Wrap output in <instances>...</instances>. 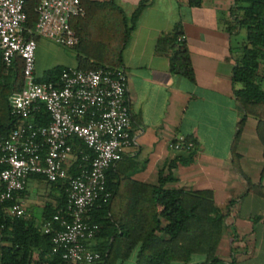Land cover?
Instances as JSON below:
<instances>
[{
	"label": "trees",
	"instance_id": "obj_1",
	"mask_svg": "<svg viewBox=\"0 0 264 264\" xmlns=\"http://www.w3.org/2000/svg\"><path fill=\"white\" fill-rule=\"evenodd\" d=\"M79 3L82 13L69 20L77 40L72 47L76 62L73 69L84 71L121 67L123 46L144 8L145 0L140 1L129 15L114 0H79ZM185 4L198 8L201 0H185ZM22 7L24 28L31 30L37 18L38 0H22ZM228 18L231 29H243L245 32L239 55L234 58L231 68L232 86L240 85L239 89H233L234 100L245 115L257 119L256 136L262 146L264 160V0H232ZM181 37L178 29L159 37L156 50L161 51L165 47L169 71L193 82L188 49L183 39L179 40ZM25 38L37 39L28 33H25ZM66 69L52 67L37 77V81L55 83ZM21 87V62L16 60L6 67L0 60V142L16 123L9 113L7 97ZM31 122L46 126L49 117L39 108ZM242 126L243 119L236 124L230 155L232 168L245 181L246 189L236 200L223 205L215 203L209 190L188 192L165 188V184L172 179L169 175L163 177L161 172L157 185L152 186L135 182L122 175L117 168L110 167L105 173V190L109 196L98 201L89 212L88 220L97 229L93 238L98 241L92 247L89 241L88 248L102 255L100 264H120L132 254L135 255L134 264H189V256L193 254L203 257V261L196 264H219L223 261L216 255V250L224 236L230 253L228 264H233L238 253L234 247L238 238L228 217L233 218L237 214L235 206L243 195L253 194L264 199V186L261 183L253 185L239 167L235 147ZM185 140L191 142L192 147L186 150L188 157L181 160L183 164L191 162L195 147L190 138ZM72 154L75 160L69 167L68 175L75 177L78 166L88 167L91 153L83 143L75 140ZM83 157L87 160H81ZM175 166V162L171 163L169 169ZM30 177L44 180L59 191V196L54 205L45 206L39 226L25 216L11 217L5 208L0 207V264H66L61 260V251L52 252L51 235L43 233L42 224L57 211L64 210L67 181L48 182L39 175ZM12 203L6 202L4 206ZM263 218L254 216L251 221Z\"/></svg>",
	"mask_w": 264,
	"mask_h": 264
},
{
	"label": "crops",
	"instance_id": "obj_2",
	"mask_svg": "<svg viewBox=\"0 0 264 264\" xmlns=\"http://www.w3.org/2000/svg\"><path fill=\"white\" fill-rule=\"evenodd\" d=\"M140 1L114 0L126 15ZM231 3L232 0H201L198 8H190L185 0H145L121 52L132 139L121 161L114 166L122 175L155 186L161 172L163 177L169 175L172 179L165 188L188 192L209 190L218 205L236 200L245 192L246 183L232 168L230 145L236 124L243 119L235 147L239 167L253 185L264 186L257 119L245 115L235 102L233 89H239L240 85L232 86L230 81L233 61L240 49L234 45L240 30L231 29L228 18ZM175 29L181 32L187 46L193 82L169 71L165 47L156 50L157 39ZM41 69L44 73L50 68ZM178 136L190 138L195 144L190 163L181 162L188 157L186 150L169 148V143ZM174 162L176 166L169 169ZM26 185L36 193L35 201L31 200ZM58 196L59 191L44 180L30 177L18 202L25 218L39 226L45 206L54 205ZM235 208L237 214L228 217L238 238L233 264H264L261 255L264 246L257 243V237L264 235V218L251 221L254 216H264V199L245 194ZM223 239L229 253L226 236ZM97 243L93 238L89 246ZM131 256L134 264L135 255ZM229 259L230 256L221 258L223 262L219 264H228Z\"/></svg>",
	"mask_w": 264,
	"mask_h": 264
},
{
	"label": "built area",
	"instance_id": "obj_3",
	"mask_svg": "<svg viewBox=\"0 0 264 264\" xmlns=\"http://www.w3.org/2000/svg\"><path fill=\"white\" fill-rule=\"evenodd\" d=\"M81 13L79 0H38L37 18L28 30L22 0H0V60L6 67L19 60L22 74L21 89L7 97L16 123L0 142V207L11 217L25 216L18 198L30 175L48 182L67 181L64 210L44 222L42 231L51 235L52 252L61 251L66 264H100L102 255L88 248L97 232L88 223L89 212L109 196L105 173L132 144L126 73L122 67L68 68L55 83L38 82L36 43L25 38L28 33L72 48L77 40L69 20ZM39 108L49 117L46 126L31 122ZM75 140L86 146L91 158L87 168L78 166V174L71 177L68 170L75 160ZM191 147L182 136L169 143L174 151ZM6 202L13 203L4 206Z\"/></svg>",
	"mask_w": 264,
	"mask_h": 264
},
{
	"label": "rangeland",
	"instance_id": "obj_4",
	"mask_svg": "<svg viewBox=\"0 0 264 264\" xmlns=\"http://www.w3.org/2000/svg\"><path fill=\"white\" fill-rule=\"evenodd\" d=\"M245 39V32L243 29H241L237 34L235 38L234 45H239L241 47L242 42ZM36 48L34 51V58L36 61V69H35V75L36 77H41L43 71L41 68H52L55 66H65L67 68H75L76 62H75V52L70 47H63L58 44H55L54 42L42 38L37 37L36 41ZM26 189L28 191V194L30 195L31 200H36V193L34 190L30 188V186L26 185ZM37 216V215H35ZM251 238V245L252 240L254 239L253 236ZM227 239V238H226ZM257 243L263 247L264 246V235H260L257 237ZM237 244V243H235ZM245 244H249L245 241ZM249 244V246H251ZM216 255L221 259H227L230 255L227 250L226 240L221 239L218 249L216 250ZM261 255H264L263 252ZM133 261L132 256L127 259L123 264H131ZM203 261V257L197 254H193L189 256L188 263L189 264H196ZM171 264H184L181 262H172Z\"/></svg>",
	"mask_w": 264,
	"mask_h": 264
}]
</instances>
